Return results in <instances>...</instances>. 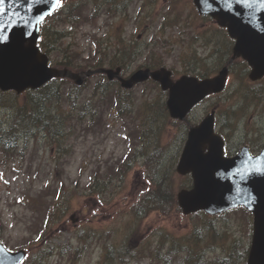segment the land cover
<instances>
[{"label": "rangeland", "instance_id": "374dc122", "mask_svg": "<svg viewBox=\"0 0 264 264\" xmlns=\"http://www.w3.org/2000/svg\"><path fill=\"white\" fill-rule=\"evenodd\" d=\"M81 1L83 0H71L74 3ZM136 1L138 3H135V0H130L132 3L129 6V12L139 16V19L134 22L129 20L125 22L123 13H118V16L110 18L112 27L109 28L106 26V16L87 20L74 25V27L67 24L66 31L69 34L59 40L58 50L53 53L54 57H58L60 51L65 52L66 47L69 46L71 50L83 53L79 59L80 62H88L91 60L93 49L92 37L88 35L91 33L93 37H96L108 29L109 32L112 30L113 33H123L125 37L134 35L138 40L128 39V41L123 42L124 46L128 47L133 46L130 40L134 41L135 46L133 47L142 52L129 65L127 75L138 68L148 66L146 64L149 60H153L159 65L172 66L177 77L182 74L209 73L211 75L217 71L219 53H224V48L229 46V42L226 41L225 33L216 28H206L201 31L208 42L211 41L210 46L203 41L196 43L198 36H195L194 39L189 38L199 27L209 26V23H212L210 20L200 18L201 16L194 9L192 0H150L148 4L142 6L140 2L143 0ZM164 14L168 16L167 27L173 28L176 32L170 40L162 38L160 34L153 36V32L136 31L134 24L136 22H146L150 26H155L154 30H156L161 26L160 23L165 20ZM54 21L55 19L52 23ZM109 42L110 50L113 53L116 48L122 46L120 41L110 35ZM152 47L154 49L152 50L154 51L153 55H148L147 51L151 50ZM210 50H214V55L210 54ZM123 53L127 58L130 57L127 51H123ZM232 67L234 80L230 89L236 88L249 92L250 95L258 94V91L262 89L258 98L264 101V78L248 84L243 79L245 66L236 63ZM87 69L89 68L85 67L80 70ZM88 78L82 86L83 88L80 89V91L83 89L84 94L77 98V103L89 99V93L94 90V86L100 77L93 75ZM68 81L67 91L71 88V83L75 85L71 79ZM113 85L116 83H112L111 87ZM144 90L146 95L142 94ZM120 91L121 94L126 95L120 97L127 100L130 105L123 110L120 120L108 109L111 98H106L101 102L103 114L90 122L83 123L80 127L74 126L69 132L68 142L71 144V150L60 157L63 160L62 165L64 167L61 168L63 175L67 173L64 178L67 184L66 188L69 189V210L64 217L65 220L59 223L58 228L49 237L46 243L48 249L41 256L42 264H71L62 255L61 247L67 243L75 248L83 246L85 241L80 235V230L85 226L95 227L100 233H105V230L108 229L111 236L109 243L115 246L119 257L121 253L126 259V262L122 264H162L163 255L152 252L150 243H153L151 240L153 237L160 238L165 247L170 248V236L182 240L186 235H198V233L203 235V241L200 240L199 247L203 251V255L208 258L207 264H214L215 256L218 254L230 255L233 251L236 254L230 255L232 259L240 260L246 257V251L252 238L250 233L252 219H248L242 211L227 213L218 218L214 217L212 220L203 214L183 216L181 211L176 210L177 212H172L170 215L165 214L160 218L162 205L165 203V201H161L159 209L150 210L142 219L137 220L136 217L125 220L118 219L121 227H118L119 225L115 220L119 217L132 216V205L140 201L137 200L140 192L151 185L153 179L156 181V186L161 185V189L176 191V193L185 184L191 183L190 178L177 173L175 166L187 138L189 127L198 123L212 110L213 106L210 104L216 103L215 107L220 116L223 114L238 118L243 115L247 116L246 121L236 119L234 120V127L230 126L225 129L227 133H231L230 144L238 148L248 143L247 140L251 141L252 139L264 144V112L259 115L253 111L248 99L245 104L246 112L235 115L230 108L236 104L239 96H224L225 93L222 95L224 97L213 98L200 105L197 110L191 112L188 120L184 122L165 115L164 107L167 96H162L160 89L153 82L138 85L130 94L121 88ZM232 92L231 90L229 93L232 94ZM7 96L14 95L9 94ZM22 96H33V94L28 93ZM242 97L248 98V96ZM252 97L249 96V98ZM155 98H160L158 105L151 102ZM71 103L76 102L72 101ZM131 104L135 105L136 113H130ZM148 108L153 111L152 115L156 114L162 122L153 124L151 119L149 120L151 112L147 110ZM207 108L209 110H206ZM13 109L14 107L0 109V126L2 128L7 127V124L3 123L2 120H7ZM163 113L164 115H162ZM221 119L223 121L224 117L222 116ZM153 125L161 128V135L155 136L153 134L146 142L151 133L150 129H154ZM219 126L222 124L220 123ZM143 134H146V140L143 139ZM247 135L248 137H246ZM157 149L165 151V154L160 156V161L153 156ZM1 156L6 155L0 151V174H2L0 176V238L8 243L10 249L16 250L20 244H29V240L34 236L27 231L28 224L34 219L39 220L44 215L47 197L51 199L50 193L54 191L58 182L60 169L58 171L55 166L59 156L54 153V149L47 148L44 150L39 144L31 146L25 151L22 148L14 151L7 156L8 158ZM136 157L139 160L133 162ZM146 167H150V170ZM166 172L170 174L168 181L162 178ZM77 177H80L81 185L79 188H76L74 184V180L78 179ZM104 181L111 185L110 199L112 200H107L109 205L106 201L97 204V198L103 199L100 191L104 193L105 197L108 195V185H104ZM95 182L94 188L99 190V196L88 188L90 183ZM45 187H51V189L46 191L43 197L39 196L37 192ZM70 196L73 198L70 199ZM167 205H170V202ZM74 214L78 218L76 223V220L73 219L75 218ZM129 221L132 226L130 229H124ZM133 231L136 232L132 236L136 242L134 250L137 252L134 251L133 256H129L124 252L125 245H121L125 239L129 238V233ZM104 236L96 238L90 243L84 257L78 264H101L104 256H110L109 244ZM143 246L145 249L140 248ZM29 247L31 249H29V252L31 251L30 258L24 264L34 262L30 263L35 249ZM179 253L180 255H175L178 264L179 257H183L185 252L180 250ZM163 254H165L164 251Z\"/></svg>", "mask_w": 264, "mask_h": 264}, {"label": "water", "instance_id": "95a60500", "mask_svg": "<svg viewBox=\"0 0 264 264\" xmlns=\"http://www.w3.org/2000/svg\"><path fill=\"white\" fill-rule=\"evenodd\" d=\"M203 14H211L220 25L226 26L236 38L234 56H243L253 66L252 78L264 74V5L255 0L251 7L233 0L229 9L225 0H194ZM54 0H5L4 13L0 14V87L3 90L38 88L54 76H71L82 84L84 76L68 70L49 67V57L37 45L41 22L55 9ZM43 17V19H39ZM112 69H99L112 78L118 76ZM93 70L85 74H92ZM228 68L204 80L183 76L174 82L166 68L151 71L140 69L129 79L126 87L152 76L169 89L168 108L175 118L184 119L187 113L205 95L224 88ZM207 149V151H206ZM182 174L192 173L194 186L179 193L185 213L205 210L219 213L244 205L254 214V232L248 264H264V150L251 156L244 148L234 157L224 156V141L214 131V114L201 124L192 127L178 164ZM0 264H18L25 256L24 250L8 251L1 243Z\"/></svg>", "mask_w": 264, "mask_h": 264}, {"label": "trees", "instance_id": "16d2710c", "mask_svg": "<svg viewBox=\"0 0 264 264\" xmlns=\"http://www.w3.org/2000/svg\"><path fill=\"white\" fill-rule=\"evenodd\" d=\"M91 3L94 4L93 0H83L77 3H68V7L65 10L62 11L61 8L56 13V15L58 14L56 21L63 23L69 20V22H72L74 23L73 25H75L80 21L84 22L91 20L96 16V10L100 9L99 5L91 6ZM103 10L108 12L106 5L103 7ZM63 31L64 30L59 29L57 25L53 23L44 24L40 39V47L48 52L56 50L58 41L64 34ZM109 35V33H105L103 38L109 40ZM118 41H120L122 46L116 48L114 53L110 50L109 46L102 48L101 44L98 43L99 47L91 57V60L86 63H82L79 60L82 56V52L71 50L70 47H66L62 58H57L56 61L61 67H69L75 70H80L81 68L85 67L95 68L104 65L115 67L122 65L124 71H127L126 67L128 66L129 62L137 59L141 52L136 51L132 46L125 47L122 34H119ZM225 48L230 47L227 46ZM152 50H154L153 47L151 50L147 51V54L153 55L154 51ZM123 51H127L130 54V57L127 58ZM146 65L152 68L159 66V64L154 63L153 60H149ZM95 75H98L100 78L95 84L94 90L90 93L89 99L87 98V100L82 103H77V98L84 94L83 89L80 91L81 88L76 87L77 89H75L72 87L68 93V96H64L62 87L55 88V85H53L55 81L50 82L52 84L47 85L45 88H42L39 91H29L28 93L33 94V96H3L4 93H1L0 107L6 104L12 105V107H14L13 112L8 116L7 120H2L3 123L7 124V127L2 128L0 126V151L2 154L8 156L14 151H18L22 147H24L25 151L28 146L39 144L44 148V150L51 148L56 151L54 153L59 156V158L56 160L57 165L61 161V155L67 154L71 150V144L68 142V136L70 134L69 132L74 126H81L84 123L85 118H87L86 120L92 121L95 119V117L103 114L104 110L102 108L103 105L101 102L104 99L111 98L108 109L112 113H115L116 117L122 118L123 110L128 108L130 105L127 100H124L120 97L123 95L121 94L119 86L113 85L111 87L112 82H110L105 74L100 73ZM65 84L66 83L64 82L63 85ZM73 94H75V96H72ZM110 94H114L116 96H107ZM22 97L24 100L20 101V98ZM62 100L70 103L72 101L76 102L71 104L73 109H76L77 113L74 115L75 110H71V113H68L67 110L55 111V109H58L61 106V103H63ZM151 102L158 105L160 103V98H155L154 100H151ZM131 105L132 107L130 108V113H136L135 105ZM147 110L151 112L149 115V120L151 119V121L155 123L158 120V116L156 114L152 115L153 111H151V109L148 108ZM20 145L22 146L20 147ZM162 154H165V151L157 149L153 156L160 161V156ZM147 169L150 170V167ZM162 178L165 181H168L170 174L166 172ZM104 183H106V181H104ZM107 184L109 183L107 182ZM44 192L45 188L40 190L39 196H42ZM63 192L64 190L61 192L62 200L61 196L55 198L52 202L51 210L44 213L43 217H41L38 221L30 223L34 231L39 230L43 235L51 234V232L59 225V223L64 220L63 217L67 212L68 205L64 204L63 202ZM163 200L165 201V205L170 202V207L174 209L177 208L176 191H165L164 189H161V185H157L150 191H145L140 201L133 205L131 214L133 217H138L140 219V215L146 212L145 208L148 211L151 209H156L157 204ZM170 207L165 209L163 208V212L169 213L171 210ZM234 210H241L246 214L248 219L251 218V215L243 208H236L233 209V211ZM128 218L130 219L131 217H127V219ZM211 219L213 220L214 218ZM40 221H43V223H40ZM127 225H130V223ZM91 232L94 231L92 229L88 230V228H86L82 231V236L83 233H86V236H89L90 239H93L96 236L90 234ZM105 235L108 239L110 238V232H106ZM198 235L189 234L186 235L182 240H173L170 248L168 247V251L162 256L163 261L161 263L178 264L175 260V255H180L179 251L181 250L184 251L185 254L183 257H179V264H207L208 258L203 255V251H199L201 250L199 245L201 244L200 240L202 239L203 241V235L201 236L200 233H198ZM83 238L85 237L83 236ZM125 245L126 247L124 251L127 253V255L133 256L134 251L137 252V250H134L136 245L134 244L133 236H131V239ZM163 246L164 244L162 241L157 246L158 250H160ZM82 247L83 246L74 248L72 245L67 243V245L63 246L62 248V254L70 257L71 260L76 263V261H80L82 257ZM140 248L145 249L144 246ZM235 254L236 253L234 251L233 253H230V255ZM230 255L218 254V256H215L216 261L214 264H246V257L236 260L232 259ZM125 262L126 260L124 255L120 253L119 257L118 253V255L116 254L115 258L112 259V261H110L108 264H122ZM101 264L105 263L102 262Z\"/></svg>", "mask_w": 264, "mask_h": 264}, {"label": "snow or ice", "instance_id": "6c2138e0", "mask_svg": "<svg viewBox=\"0 0 264 264\" xmlns=\"http://www.w3.org/2000/svg\"><path fill=\"white\" fill-rule=\"evenodd\" d=\"M4 2L5 0H0V14H3L5 11L3 8ZM61 2L62 0H54L53 5H52L53 9L60 7ZM232 2L233 0H225V4L228 6L229 9L232 6ZM254 2L255 0H236V3L241 4V5H247L249 7H251ZM259 3H261V5H264V0H259ZM39 19H43V17H40ZM0 27H3V25H0ZM0 39H7V36L0 37ZM0 176H2V174H0ZM0 251H4V249H0ZM21 264H23L22 261H21Z\"/></svg>", "mask_w": 264, "mask_h": 264}]
</instances>
